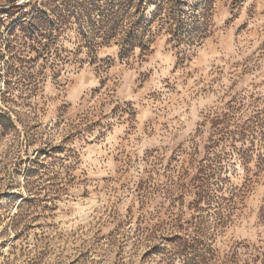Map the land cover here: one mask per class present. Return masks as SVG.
<instances>
[{
  "label": "rangeland",
  "instance_id": "obj_1",
  "mask_svg": "<svg viewBox=\"0 0 264 264\" xmlns=\"http://www.w3.org/2000/svg\"><path fill=\"white\" fill-rule=\"evenodd\" d=\"M0 264H264V0H0Z\"/></svg>",
  "mask_w": 264,
  "mask_h": 264
},
{
  "label": "bare ground",
  "instance_id": "obj_2",
  "mask_svg": "<svg viewBox=\"0 0 264 264\" xmlns=\"http://www.w3.org/2000/svg\"><path fill=\"white\" fill-rule=\"evenodd\" d=\"M152 9H154V6L152 7ZM152 11V10H151Z\"/></svg>",
  "mask_w": 264,
  "mask_h": 264
}]
</instances>
